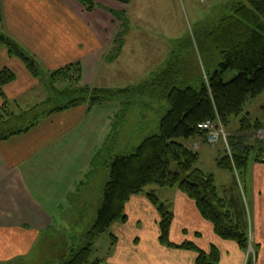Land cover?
Wrapping results in <instances>:
<instances>
[{
  "label": "crops",
  "instance_id": "0c3cea01",
  "mask_svg": "<svg viewBox=\"0 0 264 264\" xmlns=\"http://www.w3.org/2000/svg\"><path fill=\"white\" fill-rule=\"evenodd\" d=\"M92 1L97 7L88 11L79 0H0L4 31L33 54L44 69L53 71L80 62L83 85L115 89L138 86L161 72L170 61V42L187 37L184 34L169 40L154 39L141 32L140 0L129 5L115 0ZM1 53L0 70L9 67L17 74L16 80L5 86V94L17 102L37 86L38 79L21 60L8 51ZM134 74L139 79L135 85L130 81ZM114 81L122 86H111ZM2 102L0 96V107ZM109 104H102L111 111L106 117L105 130L99 138L95 137V142L92 139L86 142V137L96 128L95 121L86 127V117H92L94 108L86 105L52 113L30 131L0 141V264L24 257L36 248L43 232L59 226L68 230L66 226L77 221L69 215L62 216L65 210L59 213L63 208L59 201L70 199L77 193V187L86 183V172H91L93 160L102 149L109 147L111 152H106L111 155L114 144L108 143L107 125L111 124L114 108ZM187 143L191 147L198 144V149L204 150L208 145L202 137ZM198 153L200 159L202 154ZM214 154L217 162L220 151ZM104 164L107 166L108 162ZM253 165L255 175L258 170L264 173V164ZM231 181L227 179L222 189L229 187ZM215 182L217 185L216 179ZM245 189L246 194H251L250 232L261 245L264 243V177L255 176L252 181L247 175ZM165 190V194L174 198L170 208L174 214L170 231L173 243L190 241L205 251L216 246L221 263L245 264L246 253L235 241L220 238L192 199L177 187ZM127 204V221L119 220L112 227L115 245L111 263L198 264L196 251L168 247L160 242V215L147 194L134 195ZM174 233L179 240L173 238ZM255 264L264 262L259 259Z\"/></svg>",
  "mask_w": 264,
  "mask_h": 264
},
{
  "label": "trees",
  "instance_id": "16d2710c",
  "mask_svg": "<svg viewBox=\"0 0 264 264\" xmlns=\"http://www.w3.org/2000/svg\"><path fill=\"white\" fill-rule=\"evenodd\" d=\"M79 1L88 11L97 7L92 0ZM115 1L125 5L132 2ZM229 11L213 27L199 26L185 39L171 41L169 63L151 79L138 86L115 89L83 85L80 62L53 71L44 69L33 54L4 31L0 6V47L4 45L11 56L21 60L29 73L44 82L51 93L40 104L14 111L10 105L15 101L6 96L4 87L15 81L17 74L9 67L0 70L3 100L0 141L30 131L52 113L83 105L91 109L113 100L121 101L115 113L117 120L112 122L116 129L139 101L138 97L165 99L169 103L157 133L144 138L131 152L109 157V179L92 227L79 236L78 242L72 243L59 260L49 264H88L96 240L117 221L127 220V203L151 184L177 187L195 202L202 217L212 223L220 238L235 241L244 252L248 251L250 219L245 198L238 190L242 185L235 171L241 173L240 178L245 181L241 188L246 192L253 152V161L264 164V147H255L246 140L247 134L260 124L250 118L249 112L244 113L246 104L264 93V0H240L231 4ZM113 14L121 19L118 12ZM235 118H239L240 123L237 139L229 138L230 154L225 147V153L217 158V165L236 178L220 192L214 175L196 165L199 153L187 141L205 138V132L198 128L203 121L211 119L226 128ZM102 151L111 152L109 147ZM173 164L178 166V171L172 169ZM147 197L161 217L159 240L162 244L196 251L198 264H223L216 246L205 251L190 241L173 243L170 239L173 212L155 193ZM113 239L115 242V237ZM256 261V253H250L245 264ZM93 264L113 263L95 259Z\"/></svg>",
  "mask_w": 264,
  "mask_h": 264
},
{
  "label": "rangeland",
  "instance_id": "374dc122",
  "mask_svg": "<svg viewBox=\"0 0 264 264\" xmlns=\"http://www.w3.org/2000/svg\"><path fill=\"white\" fill-rule=\"evenodd\" d=\"M238 1L240 0H208L205 4H199L194 0H140L138 3V18L140 19L138 28L141 32L154 37V39H158L157 37H160L162 39L168 38L169 40L172 37H181L184 34L188 37L199 26L207 25L213 27L216 25L221 17L230 12L229 6L233 3H237ZM152 45H154L153 41ZM2 51H8L4 45H1L0 47V53ZM2 58L3 53L0 54V62H2ZM135 63H137V61ZM233 73L235 74V72ZM132 76L133 78L131 77L130 81L133 82L131 84L135 85L139 82V79L137 74ZM108 84L111 85V83ZM112 84L113 85L111 86H122L121 83H116L115 81ZM50 94L48 86L38 79L37 86L28 95H26V97H19L18 100H16L17 103L11 102L10 108L17 112L19 110H26L34 105L44 102ZM138 98L139 101L130 108L126 118L123 119L119 126L117 124L116 129L112 126V122L117 120L115 113L120 108L121 101L113 100L110 102L109 107L114 108V114L112 113L111 115V124L107 125V128L110 129L108 143L114 144L111 155L106 151L104 155H98L97 160H93V165L90 167L91 172H86V183L80 184L77 187V193L72 195L70 199L66 201H59V203H62L63 207L58 210L59 213L65 210V213L62 212V216L65 217V215H69L71 220L74 219V221H77H72L70 226H66L68 230L59 226L57 229L55 227L56 230L54 229L49 232H43L40 235L39 240L36 241V248L34 247V249H31L24 257H19V263L18 258H15L10 261H6L4 264H49L53 261H57L65 253L68 247L72 245V243L74 244L78 242L79 236L87 232L92 227L97 210L103 201L104 186L109 179V168L108 166H105L104 162H108L109 157L112 155H121L131 152L142 142L144 138L150 134L157 133L159 131L160 120L169 108V103L165 99L155 100L149 96ZM109 111L111 110L107 109L105 106L97 105L92 110V117H86V127L90 126L93 121L96 122V128L86 137V142H89L91 139L92 142H95V137L99 138L100 133H103L105 130L104 126L106 128V122L108 121L106 120V117L108 113H110ZM245 112H249L251 116L250 118L254 121H258L260 124L258 128L247 134V142L255 147H264V138H260L258 135L259 131L264 129V93L258 98L249 101L246 104L244 113ZM239 124V118H235L228 127L224 128V131L227 134L228 144L230 137L234 136V139H237L235 135L239 133ZM203 139L205 143H207L205 138ZM99 144L102 145V142ZM100 147L105 148V146ZM206 147L207 149L204 150V148L198 149V144H195L194 147L192 146L195 151L202 154L196 165L205 172L212 173L214 175V179H216L217 186L221 192V186L226 183L227 179H233L234 181L236 178L233 174L218 167L217 162L214 159L216 156L214 154L215 152L217 153L220 151L221 154L225 153L226 144L223 139H220L217 143L208 144ZM226 150V152L230 154L228 147ZM254 155L255 152H253L252 159L250 160L251 166L248 170V178L250 176L252 181L255 176L256 178L264 177V173H259V170L255 175L253 164L263 163L254 162ZM172 169L174 171L179 170L176 164L172 165ZM240 174L241 173H239L238 170L235 171L238 182L243 186L245 181L240 178ZM242 186L238 187V190L239 192L242 191L247 208L249 207L248 217L250 219L249 213L250 210H252V205L250 199L251 196L249 195L251 194H246L248 192H244L241 188ZM165 189H169V187H160L158 185L151 184L146 186L144 192L140 193V195L155 192L160 201L162 203L169 204L171 208L173 206L174 198L169 197V194H165L167 193ZM126 218L128 219V216ZM252 234L253 233L249 230L250 247L248 251L245 252L246 259L250 253H256L257 261L261 259V261L264 262V243L258 245L254 241ZM21 235L24 237L27 236L26 233H21ZM175 235L176 234L174 233L173 238L175 240H179L176 239ZM114 245L115 242L112 237L111 228L96 240L92 258L88 264H93L95 259H102L103 261L111 263V250Z\"/></svg>",
  "mask_w": 264,
  "mask_h": 264
},
{
  "label": "built area",
  "instance_id": "2783aa9c",
  "mask_svg": "<svg viewBox=\"0 0 264 264\" xmlns=\"http://www.w3.org/2000/svg\"><path fill=\"white\" fill-rule=\"evenodd\" d=\"M194 1L198 2L199 4H205L208 0H194ZM198 128L205 132V140L208 144H215L220 139H223L226 144V148L227 147L229 148L227 134L225 133L224 127L221 125L220 122H216L211 119H208L206 121L199 123ZM258 135L260 138H264V129L260 130Z\"/></svg>",
  "mask_w": 264,
  "mask_h": 264
}]
</instances>
